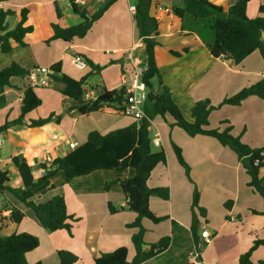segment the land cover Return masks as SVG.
I'll return each mask as SVG.
<instances>
[{
  "label": "crops",
  "instance_id": "obj_1",
  "mask_svg": "<svg viewBox=\"0 0 264 264\" xmlns=\"http://www.w3.org/2000/svg\"><path fill=\"white\" fill-rule=\"evenodd\" d=\"M55 1L58 0H10L0 4V7L16 10V14L7 19L10 29L15 28L21 20L23 8L28 9L26 25L34 28L24 38L27 46L21 47L13 42L14 48L11 52H0V70L14 62L31 70L29 77H13L11 87L0 88V125L20 117L24 91L27 86L32 85V75L47 77V85L38 89L43 100L41 107L45 98L40 92L50 87L48 81H58L60 92L63 87L60 75L54 73L51 66L65 57L70 58L68 52H71V64L77 70L70 72L65 64L64 71L73 78L79 79L91 70L88 63L87 69L79 70L73 63L75 54H82L93 63L104 67L99 73L88 77L86 99H95L103 88H120L124 85L125 76L133 72L135 59H138L135 52L142 47L134 12L130 9L134 0H117L95 22L86 37L72 44L54 40L48 44L50 47H45V42L53 36L51 22L70 27L83 21L71 8L70 0H67V8L62 11L63 18L57 20ZM109 1L76 0L81 5L80 9H86L88 16L96 13ZM238 1L212 0L224 10H228ZM255 1L258 2L257 7L251 5ZM253 2L248 8L250 18L257 17L259 6L264 4V0ZM174 3L176 2L173 0L153 1L151 15L159 21L157 39L160 42L155 49V58L163 83L169 87L174 102L186 120L193 122L192 110L197 102L205 101L209 105L217 106L225 98L264 78V60L260 54L254 53L236 66L232 61L215 58L211 54L215 43V16L203 19L186 13L180 19L173 12ZM57 43L63 46V53L54 57L48 51H52L51 47ZM40 44L45 48L35 49V45ZM44 56L46 60H43ZM113 61L115 63L110 64ZM40 68L49 69V73H38L36 70ZM62 104L60 110L64 113L57 115L53 111L56 116L43 127L29 128L24 120L25 124L11 126L5 132L7 149H0V170L10 171L12 187L26 188L29 185L20 187L13 184L16 171L19 172L25 166L31 167L36 172V181L46 174L42 164L50 166L51 161L62 159L65 169L58 171L37 189L33 200L44 203L56 195H63L68 212L79 221L74 224L72 235L66 230L51 232L39 223L28 207L9 192H5L3 196L0 195L3 199L0 202V235L8 237L14 233H31L46 238V251L41 252L43 247H40V242L39 248L27 254L30 264H60L59 250L74 253L79 258L76 264H94L100 253L111 252L123 246L128 248V260L131 262L136 255L132 244V235L136 229L129 228L128 224L134 222L137 215L128 209L112 214L108 204L112 203L118 208L127 203L121 181L132 177L134 170L128 168L118 171L117 167L128 156L133 161L138 158L134 146L142 139L141 122L113 109L86 115L77 110L68 112L72 102L67 100ZM41 107L27 118L42 117ZM234 111L241 112V116L235 118ZM57 116H61L60 121ZM223 121H229L233 126V135L243 137L242 140L248 145L264 147V100L251 96L241 106L224 105L210 113V128L224 130L227 125L221 124ZM173 122L174 119L169 115L162 120L155 117L149 127L150 133L153 132V137L150 136L152 144L165 150L167 164H160L154 169L148 186H170L172 190L169 200L153 196L149 204L157 216H166L167 219L158 224L147 218L142 220L147 229L145 242L154 243L170 236L171 243L163 253L142 264H190L188 256L197 250L192 233L195 190L200 195L199 207L206 210V215L203 216L198 208L195 209L199 219L197 236L201 263L238 264L240 255L251 247L254 238H264V217L252 213V210H264V200L247 186L249 177L237 155L229 147L223 146L213 137H192L178 127H171ZM239 122L243 125L242 129L237 125ZM93 131L110 136L97 146L88 139ZM156 138L160 141L159 146L154 144ZM75 142L78 145L71 147ZM173 142L182 149L191 168L190 179L177 161ZM2 153L8 155L3 157ZM14 157L19 159L18 165L13 163ZM261 176L264 177V168L261 169ZM51 185L55 188L52 189ZM180 192H186V195ZM4 198L25 213L22 223L11 221L10 212L3 206ZM229 200L233 201L231 209L225 207ZM158 201L164 202L160 204ZM203 230H208L211 234L212 240L209 243L201 237ZM262 259L264 246L259 247L252 255L254 262Z\"/></svg>",
  "mask_w": 264,
  "mask_h": 264
},
{
  "label": "trees",
  "instance_id": "obj_2",
  "mask_svg": "<svg viewBox=\"0 0 264 264\" xmlns=\"http://www.w3.org/2000/svg\"><path fill=\"white\" fill-rule=\"evenodd\" d=\"M10 0H0V4L9 2ZM117 0H110L103 4L96 13L88 16L85 8L80 9L81 5L76 0H70L73 11L80 15L82 22L70 27H63L58 22H51L53 36L45 42L50 44L54 40H61L65 44H72L78 39L87 36L95 22H97L104 13ZM154 0H134L136 10L134 12V20L142 42L140 50L135 52L137 58L144 61L146 70L143 73V80L150 92L154 93V98L149 99L145 106V112L148 118L141 120L140 130L142 139L138 145H135L137 159L132 160L131 156L124 158L119 166L118 171L128 168L134 170V175L121 181V188L127 198V203L123 207H115L112 203L108 204L109 211L112 214L124 211L126 209L136 213L134 222L128 224L129 228L136 229L132 235V244L135 248L136 255L129 262V250L123 246L111 252H102L95 258L94 264H142L157 255L163 253L171 243V237L166 236L154 243H147L144 240L146 229L142 224V220L147 218L154 223L162 222L166 217L157 216L150 208V198L153 196L164 200L170 199L169 188L158 187L150 188L148 180L154 169L160 165L167 164V155L164 149L153 151L151 148L152 140L150 138L149 127L155 116L160 115L166 119L167 115L174 119L170 124L171 127H178L184 130L188 135L194 137L197 135L209 136L217 139L223 146L229 147L238 157L245 174L249 177L247 186L253 192L264 200V177L261 176V169L264 168V147H252L244 143L240 136L233 135V126L229 121H223L226 124L224 130L220 128H210L209 116L214 110L222 108L224 105L241 106L242 103L251 96L259 97L264 100V78L253 85L243 88L237 94L225 98L217 106L207 104L205 101L196 103L192 110L194 118L193 122H189L184 117L182 111L172 98L171 91L167 85L163 83L159 68L156 63L155 49L160 45L159 21L151 15V7ZM254 0H239L228 10H224L222 6H218L212 0H183V4L174 3V14L183 19L186 13L192 14L199 18H208L215 16V43L211 48V54L222 60L232 61L236 66L242 64L249 56L258 53L264 60V4L258 9L259 15L250 18L248 8ZM56 18H63V12L58 1L54 2ZM16 14V10L12 8L0 7V52L9 53L14 48L13 42L18 46L25 47L27 44L24 38L27 34L32 33L34 28L26 25L28 9L21 10V20L15 28L10 29L7 19ZM174 55H179L172 52ZM82 55V54H81ZM87 63L91 70L79 79L73 78L64 71V60L58 61L51 66L54 73L60 75L63 84L60 90L63 96V102L71 101L72 104L67 111L77 110L80 114L86 115L95 112L113 109L118 113H123L125 102L127 99V89L123 85L120 88L108 90L101 89L95 99H86L87 89L82 86L86 84L90 75L99 73L104 67L93 63L86 56ZM115 63L114 61L110 64ZM31 75V70L21 67L18 63H12L9 67L0 70V88L11 87V79L13 77L26 78ZM39 86L29 85L24 91L22 100L21 115L13 121H6L0 125V131L6 132L14 125L25 124L29 128L43 127L48 124L52 117L56 116L51 113L47 117H39L37 119L27 118L33 111L37 110L43 104V100L38 94ZM60 121L61 116H57ZM122 130L118 133H121ZM107 136L101 135L97 131L89 134L88 139L95 145H100ZM173 150L176 154L179 164L185 169L187 177L190 179L191 168L186 162L182 149L172 143ZM15 165L19 164L17 157L13 158ZM42 168L46 174L39 177L36 181L31 182L26 188H14L10 185L11 173L8 170H0V195L9 192L21 203L28 207L36 216L39 223L47 230L55 232L58 230H66L72 235L74 224L79 221L74 215H71L67 209V203L63 195H56L44 203H37L33 200L34 192L42 187L49 179L53 178L58 171L65 169L62 159H55L50 166L42 164ZM52 189L55 188L51 185ZM199 191L195 190L193 196L192 216L193 226L192 233L196 249L199 250L200 242L197 236V225L199 219L195 209L200 210L201 215H206V210L199 207ZM4 208L10 212V219L16 224H20L25 219V213L19 208L12 205L4 198ZM233 201L226 202L225 207L231 209ZM253 214L264 217V210L259 212L252 210ZM40 246V239L31 233H14L8 237L0 235V264H30L27 261V254L36 250ZM261 246H264V238L255 237L251 247L239 257L238 264H264V259L254 262L252 260L253 253ZM58 256L60 264H76L79 258L72 252L67 250H59ZM34 264H43L37 262Z\"/></svg>",
  "mask_w": 264,
  "mask_h": 264
},
{
  "label": "built area",
  "instance_id": "obj_3",
  "mask_svg": "<svg viewBox=\"0 0 264 264\" xmlns=\"http://www.w3.org/2000/svg\"><path fill=\"white\" fill-rule=\"evenodd\" d=\"M130 9L135 12L136 7L132 5ZM73 63L79 70H85L88 68L87 62L85 59L79 55L75 54L73 56ZM146 70V65L144 64L143 60L135 59L134 69L132 74L125 76L124 78V85L127 89V99L125 102V109L123 110L124 115L130 116L137 121H141L145 118H148L145 112V106L149 101V89L146 83L143 80V73ZM40 74L46 75L49 73V69L47 68H40L36 70ZM32 85L33 86H45L47 85V77H37L32 75ZM6 144V136L5 132L0 131V149L3 148ZM154 144L157 146L160 145V141L158 138L154 140ZM78 145L77 142L71 144V147H76ZM49 161V159H48ZM53 161H51V164ZM1 209V207H0ZM201 237L205 240L206 243H209L212 240L211 234L208 230H203L201 233ZM188 261L190 264H202L200 261V251L195 250L194 252L190 253L188 256Z\"/></svg>",
  "mask_w": 264,
  "mask_h": 264
},
{
  "label": "rangeland",
  "instance_id": "obj_4",
  "mask_svg": "<svg viewBox=\"0 0 264 264\" xmlns=\"http://www.w3.org/2000/svg\"><path fill=\"white\" fill-rule=\"evenodd\" d=\"M58 4H59L60 8L62 9V11H64V9L67 8L66 6L68 4V1L67 0H58ZM251 5H254V7H257L258 2L255 1ZM44 46L45 47H50L47 44H44ZM44 46L42 44H40V46L35 45V49L45 48ZM51 48H52V51H48V53L49 52L52 53L54 57H59L63 53V46L61 45V43L54 44ZM68 55L70 56V58L69 57H65L63 60H64V62L66 64V67H67L68 71L75 72L77 69H75V67L71 64V55H72L71 52H68ZM43 60H46V57L45 56L43 57ZM57 82L56 81H52V82H49L48 81V84L50 83V87H48L45 91L41 90V92H40L44 96V98H45V103L40 108V115L42 117L49 116V114L52 113L53 111H56L55 113H57V115H62L64 113V112H61V110H60V108L63 105L62 104L63 103V96L59 92V85H60V83L59 82L57 83ZM234 116H235V118L236 117L239 118L241 116V112L234 111ZM155 117H159L162 120V117L160 115H157ZM68 122L70 123V121H68ZM67 125H68V123H67ZM237 125L241 129L243 128V125L241 124V122L237 123ZM63 128H64V126H63ZM255 129H256V127L254 126L253 127V130L255 131ZM150 136L153 137V132L150 133ZM241 139H243V137ZM243 142L246 143L245 141H243ZM151 148H152L153 151H159L160 149H163V148L156 147L153 144L151 145ZM3 149L6 150L7 149V146L6 147L4 146ZM2 155H3V157H6L8 154L7 153H2ZM35 175H36V172H33L32 169H31V167L25 166L22 169H20L19 172L16 171V175L14 176V179H13V184L19 185L20 187L27 186L32 181H34ZM168 188H169L170 196H171V191L172 190H171L170 186ZM175 194H176V192H175ZM180 194H184V196H185L186 195V192H180ZM2 200L3 199L0 196V202ZM158 200H161V199H158ZM158 202H161L160 204H162L164 201H158ZM159 217H163L164 218L166 216H159ZM166 219H167V217H166ZM152 223H154V222L152 221ZM146 233H147V229H146L145 234ZM37 237L40 239V242H41V246L40 247H43V249H41V252L46 251L47 244H48L47 243V239L44 238L43 236H38L37 235ZM38 252H40V251H38Z\"/></svg>",
  "mask_w": 264,
  "mask_h": 264
},
{
  "label": "water",
  "instance_id": "obj_5",
  "mask_svg": "<svg viewBox=\"0 0 264 264\" xmlns=\"http://www.w3.org/2000/svg\"><path fill=\"white\" fill-rule=\"evenodd\" d=\"M174 2L178 3V4H182L183 3V0H173ZM264 35V34H263ZM0 42H1V39H0ZM84 89H86V84H83L82 86ZM154 98V93L150 92L149 93V99L152 101Z\"/></svg>",
  "mask_w": 264,
  "mask_h": 264
}]
</instances>
